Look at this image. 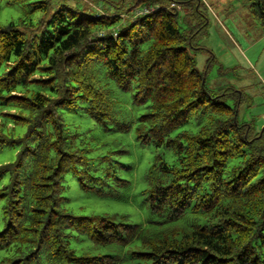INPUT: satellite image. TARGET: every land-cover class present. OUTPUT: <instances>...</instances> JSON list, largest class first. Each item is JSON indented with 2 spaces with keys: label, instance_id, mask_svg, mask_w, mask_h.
<instances>
[{
  "label": "trees",
  "instance_id": "obj_1",
  "mask_svg": "<svg viewBox=\"0 0 264 264\" xmlns=\"http://www.w3.org/2000/svg\"><path fill=\"white\" fill-rule=\"evenodd\" d=\"M10 2L29 10L0 24V107L9 109L0 143L18 149L0 165V181L8 176L0 252L9 253L0 264H125L124 248L136 240L139 249L128 255L146 264H264V130L239 122L237 92H210L193 54L197 31H180L176 0H137L122 14L89 12L94 0ZM250 2L264 26V0ZM112 82L146 107L137 138L176 156L149 166V209L169 221L191 212L203 224L153 232L127 214L79 216L67 207L65 176L77 173L89 187L79 168L90 159L65 114L128 132ZM111 168L89 183L102 186ZM87 242L106 250H85Z\"/></svg>",
  "mask_w": 264,
  "mask_h": 264
},
{
  "label": "rangeland",
  "instance_id": "obj_2",
  "mask_svg": "<svg viewBox=\"0 0 264 264\" xmlns=\"http://www.w3.org/2000/svg\"><path fill=\"white\" fill-rule=\"evenodd\" d=\"M136 1L94 0L89 6V12L99 8L122 14L133 7ZM187 1H190L189 4ZM83 6L84 3L80 1L78 8ZM176 7L180 31L184 34L197 31L192 44L198 49L193 50V54L197 68L207 70V87L210 92L221 95L226 90L237 92L240 95L239 122L251 124L256 131H263L264 26L252 13L250 0H176ZM28 10L27 3L0 0V24L18 21ZM41 17V13L32 15L34 22ZM201 25L204 26L199 28ZM112 84L111 96L118 103L121 115H118V120L127 122L130 129L128 132L118 131L113 125L106 129L90 118H83L81 114H65L69 128L80 134L79 145L87 148L86 156L90 159L79 168L80 175H83L89 187H82L77 173L69 172L65 176L67 207L79 216L127 214L132 224L153 232L174 227L188 228L195 221L203 224L204 220L191 212L186 217L169 221L165 215L155 214L149 209L143 193L149 166L157 156L170 163L175 162L176 156L171 150L156 148L152 143H144L137 138L136 124L146 107L135 105L131 93ZM226 102L233 104L230 98ZM8 111L0 107V121L4 119L2 114ZM15 129L19 135L26 132V127L21 125ZM17 151V148L0 143V165L12 162ZM106 168H111L112 172L109 181L103 182L102 186L96 184V181L89 183V175L100 176V171ZM7 180L8 176L5 175L0 181V188ZM96 191H101L102 195ZM3 206L4 202L0 201V231L5 226ZM89 243L83 245L90 247L85 250L102 253L106 250H94ZM139 246L140 242L136 240L124 248L127 253L125 264H146L143 260H131L128 255L130 250L136 251ZM8 254L0 252V259Z\"/></svg>",
  "mask_w": 264,
  "mask_h": 264
},
{
  "label": "built area",
  "instance_id": "obj_3",
  "mask_svg": "<svg viewBox=\"0 0 264 264\" xmlns=\"http://www.w3.org/2000/svg\"><path fill=\"white\" fill-rule=\"evenodd\" d=\"M173 6H174V4H173ZM142 13V12H141ZM97 16H99V15H97Z\"/></svg>",
  "mask_w": 264,
  "mask_h": 264
},
{
  "label": "water",
  "instance_id": "obj_4",
  "mask_svg": "<svg viewBox=\"0 0 264 264\" xmlns=\"http://www.w3.org/2000/svg\"><path fill=\"white\" fill-rule=\"evenodd\" d=\"M175 14L177 15V12Z\"/></svg>",
  "mask_w": 264,
  "mask_h": 264
}]
</instances>
